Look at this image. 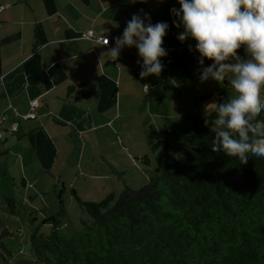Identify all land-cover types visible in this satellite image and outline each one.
Returning <instances> with one entry per match:
<instances>
[{"label": "crops", "instance_id": "1", "mask_svg": "<svg viewBox=\"0 0 264 264\" xmlns=\"http://www.w3.org/2000/svg\"><path fill=\"white\" fill-rule=\"evenodd\" d=\"M174 4L178 7L176 0H0V112L7 115L15 143L39 151L40 165L46 167L55 162L62 147L73 151L77 137L84 143L94 135L96 143V135L113 134L114 129L131 139L144 126L152 131L146 146L157 141L152 140L150 107L144 111L138 99L145 94L150 106L155 90L148 87L144 93L142 87L154 82L156 88L161 76L150 75L149 81L139 77L134 47L122 48L115 60L107 50L131 15L142 9L150 14L151 22L169 23L163 47L171 44L167 47L171 56H176V48L180 50L177 62L164 64L169 80L177 87L181 84L183 75L175 74L176 69L196 77V53L188 51L194 41L176 39L181 29L172 25L169 9ZM88 29L107 36V44L84 38L82 32ZM237 51L242 53V49ZM183 56L186 59L181 60ZM100 76L104 77L101 85ZM81 90L88 96H81ZM14 110L20 114L34 111L36 117L22 120ZM128 114L133 115L127 120ZM164 128L168 138L170 132ZM26 137L31 144H22ZM9 139L5 137L2 145L9 146ZM99 156L91 158V165L101 170L94 178L107 180L119 165Z\"/></svg>", "mask_w": 264, "mask_h": 264}, {"label": "trees", "instance_id": "2", "mask_svg": "<svg viewBox=\"0 0 264 264\" xmlns=\"http://www.w3.org/2000/svg\"><path fill=\"white\" fill-rule=\"evenodd\" d=\"M230 91L226 80L218 84L217 102ZM80 95L88 96L85 90ZM210 113L180 116L187 123L180 138L190 146L183 153L170 157L165 138L151 143L152 159L134 157L157 166L140 187L126 185L116 198L110 193L97 202L71 190L88 218L69 237L59 234L64 205L57 194L58 210L45 219L52 223L50 233L28 237L34 262L264 264V157L240 162L213 152L211 123L205 124ZM7 201L12 212L13 200Z\"/></svg>", "mask_w": 264, "mask_h": 264}, {"label": "rangeland", "instance_id": "3", "mask_svg": "<svg viewBox=\"0 0 264 264\" xmlns=\"http://www.w3.org/2000/svg\"><path fill=\"white\" fill-rule=\"evenodd\" d=\"M169 46L171 44H167L166 49ZM175 55L171 56L168 52L169 57H162L164 64L177 62L178 54ZM184 59L185 56L181 60ZM209 62L206 60L205 64ZM174 66L177 67L175 63ZM167 70V67H163L159 74L160 83L156 88H153L154 82L148 84L149 90H155L150 106L148 102L145 103V94L139 96L142 99L138 100L144 111H148L150 107L149 111L154 123L153 132H155L152 140L164 139V126L167 127L170 132L168 155L173 157L190 148L180 138V129L187 125L180 116L187 112L203 116L212 111L209 103L217 102L216 87L220 83L211 80L201 83L197 80L195 72L196 77H189L186 74L187 70L176 69L175 74L180 72L183 75L182 82L177 87L169 80L170 72ZM150 78L149 75L146 80L149 81ZM201 95L206 96L201 98ZM130 115L133 114H128L127 120ZM6 117L7 115L0 125L2 134V137L0 136V148H2L0 149L2 151L0 152V264H36L33 255L24 254L25 251L31 250L28 237L33 231L43 235L50 233L52 223L45 219L58 210L57 194L64 205V214L58 217L59 234L69 237L79 228L80 222L88 218L79 208L71 190L83 201L97 202L110 193L116 198L124 186L138 188L146 183L148 171H157L153 161L144 165L132 157L133 153L134 156L146 155L151 159L154 157L150 145L145 144L148 143L152 131L148 132L149 128L144 126L138 129V133L142 131L141 134L132 135L131 139L129 135H122L114 129L113 134L96 135V143L92 142L94 135L90 140L84 139V143L77 137L76 145H72L73 151L62 147L57 158H54L55 162L45 167L40 165L43 157L39 151H33L35 148H23L15 143V139L11 136L13 129H10ZM5 137H10L9 146L2 145ZM29 140L27 137L24 138L22 144H31ZM138 141L139 145L135 143ZM93 155L106 156L107 159L118 164L119 167L116 168L118 173L114 168L111 177L107 180L101 179V182L95 179L94 176L101 170L91 165ZM7 199L13 200L12 212H10L11 204Z\"/></svg>", "mask_w": 264, "mask_h": 264}, {"label": "clouds", "instance_id": "4", "mask_svg": "<svg viewBox=\"0 0 264 264\" xmlns=\"http://www.w3.org/2000/svg\"><path fill=\"white\" fill-rule=\"evenodd\" d=\"M135 2V0H129ZM169 9L172 25L181 29L179 42L194 41L188 51L196 53L194 72L199 82L227 81L231 94L212 106L211 150L245 162L264 157V0H176ZM167 21L151 22L142 9L126 21L108 48L115 60L122 48L136 49L139 77H158L168 55L163 37ZM107 38L103 44H107ZM242 49V53L238 52ZM210 61L205 64V61ZM144 93L148 84H144Z\"/></svg>", "mask_w": 264, "mask_h": 264}, {"label": "built area", "instance_id": "5", "mask_svg": "<svg viewBox=\"0 0 264 264\" xmlns=\"http://www.w3.org/2000/svg\"><path fill=\"white\" fill-rule=\"evenodd\" d=\"M3 8V6H0V10ZM82 36L84 37V38H87V39H94V40H96L97 42H100V43H104V40L107 38V41H108V37L107 36H103V35H96L95 33H94V31L92 30V29H88V30H86V31H84V32H82ZM175 52L177 53V54H180V50H179V48H176L175 49ZM145 87V86H144ZM144 87L142 88V90L144 91ZM14 115L17 117V118H20V119H22V120H28V119H33V118H35L36 117V113L34 112V111H29V112H27V113H25V114H20V113H18L17 112V110H14ZM5 119V115H0V123H1V121H3ZM2 134L0 133V136H1ZM26 256L27 255H29V252L28 251H25V253H24Z\"/></svg>", "mask_w": 264, "mask_h": 264}]
</instances>
